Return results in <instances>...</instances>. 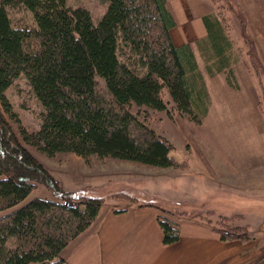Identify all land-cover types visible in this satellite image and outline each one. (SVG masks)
Masks as SVG:
<instances>
[{
    "label": "trees",
    "instance_id": "trees-1",
    "mask_svg": "<svg viewBox=\"0 0 264 264\" xmlns=\"http://www.w3.org/2000/svg\"><path fill=\"white\" fill-rule=\"evenodd\" d=\"M99 1L107 10L94 23L87 9H71L67 0H0V213L21 204L38 184L60 196L33 199L0 216V264H68L62 251L93 224L103 205L101 198L63 192L27 147L49 158L69 153L87 163L97 157L185 170L187 163L171 156L173 144L137 115L172 114L171 104L202 124L209 113L211 98L193 47L172 39L176 21L167 0ZM21 10L30 15L29 24L12 16ZM202 21L207 36L195 45L207 74H225L227 84L239 89L223 21L215 14ZM22 77L41 107L35 132L19 123L6 97ZM12 122L19 123V133ZM162 211L168 214L159 219L163 243L175 244L179 210ZM212 230L224 242L250 239L244 230Z\"/></svg>",
    "mask_w": 264,
    "mask_h": 264
},
{
    "label": "rangeland",
    "instance_id": "rangeland-1",
    "mask_svg": "<svg viewBox=\"0 0 264 264\" xmlns=\"http://www.w3.org/2000/svg\"><path fill=\"white\" fill-rule=\"evenodd\" d=\"M167 2L176 21L171 30L174 44L192 43L213 107L209 118H205L202 124L182 117L171 104L172 114L148 110L141 111L137 117L173 144L172 158L186 162L187 169H167L97 157L87 163L75 154L49 158L33 147L27 149L50 171L63 192L101 198L104 210L115 211L149 202L161 210H179L175 216L179 219L187 217L180 214L181 211L193 215L200 213L202 218L210 220L212 226L222 230L241 233L244 229L236 226H247L253 238L262 239L264 179L261 184L252 185L248 180V175H253L252 168H249L250 173L242 174L236 167L237 161L244 160L245 156L264 157V0ZM67 5L71 9H87L94 23L107 10V4L99 0H67ZM207 14L219 15L232 40L239 89H232L227 84L225 74L207 76L205 62L195 45L197 40L207 36L202 21ZM12 16L28 24L31 22L30 15L23 10L15 11ZM6 97L18 115L19 123L29 132L37 131L41 123V107L23 77L9 87ZM165 100H169L168 95ZM132 112L137 114V109L132 108ZM256 117L261 123L254 121ZM19 123L12 122L17 133L20 132ZM256 132L262 134L254 139ZM259 174L264 177V170ZM37 198L60 200L59 194L38 184L21 204L1 212L0 216ZM76 202L70 201L72 205ZM235 214H242V217H232ZM224 216L232 219L226 220Z\"/></svg>",
    "mask_w": 264,
    "mask_h": 264
},
{
    "label": "crops",
    "instance_id": "crops-1",
    "mask_svg": "<svg viewBox=\"0 0 264 264\" xmlns=\"http://www.w3.org/2000/svg\"><path fill=\"white\" fill-rule=\"evenodd\" d=\"M212 107L211 102L206 118ZM254 121L261 123L258 117ZM260 133L256 132L254 139ZM249 168L253 172L248 175L249 182L261 184L264 177L259 173L264 170V157L245 156L244 160L237 161L236 169L242 174L250 173ZM136 204L115 211L104 210L102 206L93 224L62 251V258L68 264H264V236L253 238L247 226L248 241L224 242L213 232L210 220L200 216H182L179 220L173 217L180 238L175 244L164 245L159 219L168 214L149 202ZM232 217H242V214Z\"/></svg>",
    "mask_w": 264,
    "mask_h": 264
},
{
    "label": "built area",
    "instance_id": "built-area-1",
    "mask_svg": "<svg viewBox=\"0 0 264 264\" xmlns=\"http://www.w3.org/2000/svg\"><path fill=\"white\" fill-rule=\"evenodd\" d=\"M66 205H69V204H67V203H65Z\"/></svg>",
    "mask_w": 264,
    "mask_h": 264
}]
</instances>
